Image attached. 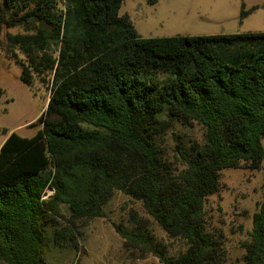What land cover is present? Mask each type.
<instances>
[{
  "label": "trees",
  "instance_id": "1",
  "mask_svg": "<svg viewBox=\"0 0 264 264\" xmlns=\"http://www.w3.org/2000/svg\"><path fill=\"white\" fill-rule=\"evenodd\" d=\"M123 1L0 0V23L27 28L8 35L21 81L51 90L36 133L12 131L0 148L6 264H46L51 242L78 248L81 223L106 216L117 191L183 244L171 254L141 221L115 224L133 246L164 264H232L207 200L223 170L264 159V31L143 37ZM177 123L204 138L171 154ZM244 248L239 264H264V189Z\"/></svg>",
  "mask_w": 264,
  "mask_h": 264
},
{
  "label": "rangeland",
  "instance_id": "2",
  "mask_svg": "<svg viewBox=\"0 0 264 264\" xmlns=\"http://www.w3.org/2000/svg\"><path fill=\"white\" fill-rule=\"evenodd\" d=\"M120 14L143 37L264 31V0H124ZM26 29L6 21L0 23V148L12 131L25 136L36 133L40 126L33 124L46 110L50 97V85L38 77L28 85L21 81L23 66L9 49L8 35ZM204 132L200 124L177 123L168 133L167 148L174 154L180 140L189 145L192 140H202ZM246 165L223 170L220 190L207 200L209 222L223 233L232 264L240 263L244 243L250 239L254 212L263 197L264 159L258 169ZM105 212L104 217L81 223L78 248L51 242L45 252L46 264H164L155 253L133 246L116 230L115 224L127 227L137 221L145 224L171 254L183 247L181 241L168 237L141 201L121 191L107 203ZM63 213L69 216L70 210L64 206ZM61 221L66 222L65 217Z\"/></svg>",
  "mask_w": 264,
  "mask_h": 264
},
{
  "label": "built area",
  "instance_id": "3",
  "mask_svg": "<svg viewBox=\"0 0 264 264\" xmlns=\"http://www.w3.org/2000/svg\"><path fill=\"white\" fill-rule=\"evenodd\" d=\"M52 190V189H51ZM50 194L48 193V196H49ZM47 197V196H46Z\"/></svg>",
  "mask_w": 264,
  "mask_h": 264
}]
</instances>
